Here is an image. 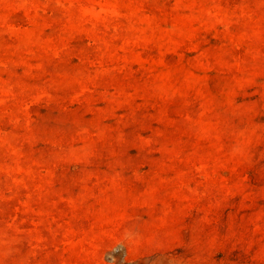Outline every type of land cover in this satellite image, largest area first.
<instances>
[{
	"label": "rangeland",
	"instance_id": "1",
	"mask_svg": "<svg viewBox=\"0 0 264 264\" xmlns=\"http://www.w3.org/2000/svg\"><path fill=\"white\" fill-rule=\"evenodd\" d=\"M0 264H264V0H0Z\"/></svg>",
	"mask_w": 264,
	"mask_h": 264
}]
</instances>
